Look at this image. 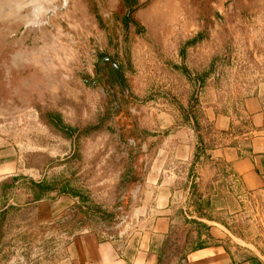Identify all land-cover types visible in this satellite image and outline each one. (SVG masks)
Wrapping results in <instances>:
<instances>
[{
	"label": "rangeland",
	"instance_id": "374dc122",
	"mask_svg": "<svg viewBox=\"0 0 264 264\" xmlns=\"http://www.w3.org/2000/svg\"><path fill=\"white\" fill-rule=\"evenodd\" d=\"M138 5L135 11L146 12L141 19L131 14L139 27H126L124 0H0V142L16 149L25 172L16 176L54 187L0 217V264H56L70 238L86 230L134 238L143 204H153L164 170L175 169L180 186L191 183L188 194L173 197L183 207L160 248V264L190 249L185 233L193 240L210 227L264 256V196L246 192L222 166L197 155L191 119L193 112L208 155L217 141L203 121L205 105L227 111L257 95L264 114V0ZM181 46L187 47L180 53ZM104 56L114 58L115 73L121 68L118 81L95 83L105 74ZM185 127L194 153L177 161L171 140L183 138ZM18 182L32 195L29 182ZM192 182L209 200L202 215ZM64 185L74 195L59 194ZM12 190L0 189V204H10ZM43 202L55 206L51 213Z\"/></svg>",
	"mask_w": 264,
	"mask_h": 264
},
{
	"label": "crops",
	"instance_id": "0c3cea01",
	"mask_svg": "<svg viewBox=\"0 0 264 264\" xmlns=\"http://www.w3.org/2000/svg\"><path fill=\"white\" fill-rule=\"evenodd\" d=\"M147 1L140 0L138 4ZM138 11L134 12L135 17L141 19L146 12ZM185 47L181 46L179 52ZM203 121L217 141L208 151L211 162L222 166L226 177L246 192L264 196V114L259 96L248 95L235 109L227 111L218 110L213 104L205 105ZM179 133H184V137L171 140L172 154L177 161L190 159L195 147L192 136L186 127ZM22 171L16 149L0 142V189ZM164 172L162 181L153 191V204H143V216L136 219L139 232L134 238H106L90 230L79 232L70 238L56 264H160V248L177 222V211L183 207V204H172L173 197L183 189L188 194L191 183L187 179L184 187L179 185L182 176L178 169ZM29 176L35 179L32 174ZM9 194L10 204L6 206L27 205L33 201V196L18 185ZM2 206L0 204V210ZM40 207L51 213L55 206L43 202ZM227 237L212 227L207 233L195 234L193 240L185 233L183 242L189 244L190 249L171 264H264L263 255Z\"/></svg>",
	"mask_w": 264,
	"mask_h": 264
},
{
	"label": "trees",
	"instance_id": "16d2710c",
	"mask_svg": "<svg viewBox=\"0 0 264 264\" xmlns=\"http://www.w3.org/2000/svg\"><path fill=\"white\" fill-rule=\"evenodd\" d=\"M124 3L128 9V12L124 18L125 21V25L127 27V24L129 22H132L134 25H136L137 27H139V24L131 17V14L137 9V7L139 6L137 3L135 6H131V3H133V1L130 0H124ZM197 40V36L196 37H192L190 40L186 41L185 44H192L195 43V41ZM191 119L194 121V124L196 126V130L198 131L197 137H198V146L196 149L197 155L199 153L204 154V159H208V155L205 154V144H203L202 139H201V135H200V125L199 122L197 121V118L195 116V114L193 112H191ZM100 127V125H96L93 128L98 129ZM86 131H83V133H85ZM24 180L26 182H29L31 185V191H32V196H33V201L32 202H36L41 200L42 198H44L46 196L47 191L52 190L54 187L53 185H48L43 181H34L30 178H27L25 176H16L12 178L11 183H3L1 185V191L2 193H6L5 190H12L16 185H18V181L19 180ZM17 182V184H16ZM196 182H192L191 184V195L192 197H194V205H195V211L198 213V215H202V211L204 206L209 204V200L205 199L202 200V196L201 194L198 193V191L196 190ZM29 188V189H30ZM59 194H70V195H74L73 193H71V191H69V188L67 186H62L60 188V190L58 191ZM12 206L8 205L6 206V204H3V206L1 207L0 210V217H3L4 214H6L8 212V209H10ZM192 222L194 223H200L197 219L193 220ZM198 236L200 235L199 232H197Z\"/></svg>",
	"mask_w": 264,
	"mask_h": 264
},
{
	"label": "flooded vegetation",
	"instance_id": "af4514ba",
	"mask_svg": "<svg viewBox=\"0 0 264 264\" xmlns=\"http://www.w3.org/2000/svg\"><path fill=\"white\" fill-rule=\"evenodd\" d=\"M113 60H114V58H111V57H109V56H104L103 57V60H102V62L100 63L101 65H100V68H102V71L103 70H105V74L104 73H101L100 74V76H98V78L95 80V83H97V81H99L100 80V82L103 80V78H106V79H111V77H112V79H114L115 80V78H116V81H118V77H119V75H120V70H121V68H119V66H118V68H117V70H116V73L113 71V66H112V63H113ZM105 76V77H104ZM100 77V78H99ZM115 81V82H116ZM121 90V89H120ZM113 93H112V91H111V96L113 97ZM129 98V96L128 95H126L125 93H123V91L121 90V93H120V99H121V101H124V102H127V99ZM126 128H128V127H126ZM128 131L130 132V134L131 135H133L132 134V132H131V130H129L128 129Z\"/></svg>",
	"mask_w": 264,
	"mask_h": 264
}]
</instances>
